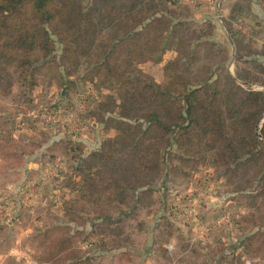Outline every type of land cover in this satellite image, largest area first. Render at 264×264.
I'll use <instances>...</instances> for the list:
<instances>
[{
    "label": "trees",
    "instance_id": "1",
    "mask_svg": "<svg viewBox=\"0 0 264 264\" xmlns=\"http://www.w3.org/2000/svg\"><path fill=\"white\" fill-rule=\"evenodd\" d=\"M243 8L235 3L224 27L234 61L252 64L256 71L237 64L232 75L226 67L229 50L211 39L214 26L194 23L193 12L180 0H0V65L17 57L13 65L23 75L35 78L44 67L54 72L49 81L57 86L81 81L110 89L106 97L100 87L94 98L86 97L88 105L96 103L107 114L103 121L110 136H101L90 150L69 138L52 141L47 149L51 159L71 164L61 177L70 197L59 209L65 226L55 227L60 234L47 240L52 253L39 264H92L74 247L86 225L111 237L98 239L109 246L95 253L127 245V236L119 238L122 221L137 204L151 201L169 151H179L173 156L182 165L203 159L232 179L253 167L262 169L264 144L255 128L264 112V91L237 81L264 87V63L257 58L264 52L232 27ZM26 9L33 19L56 25L24 28L21 21L28 17L21 10ZM155 64L161 80L140 69ZM260 133L264 139V124ZM3 138L6 146L0 150L10 147L14 157L28 155L12 144L9 133ZM38 139L39 148L45 141ZM246 187V182L239 186Z\"/></svg>",
    "mask_w": 264,
    "mask_h": 264
},
{
    "label": "rangeland",
    "instance_id": "2",
    "mask_svg": "<svg viewBox=\"0 0 264 264\" xmlns=\"http://www.w3.org/2000/svg\"><path fill=\"white\" fill-rule=\"evenodd\" d=\"M180 1L193 12L194 23L210 21L214 26L211 39L229 50L231 57L226 67L230 74L234 75L237 64L256 71L252 64L234 61L229 33L222 24L225 26L233 5L241 3L242 15L232 22V27L239 29L259 54L264 52V0ZM21 11L27 12L24 18L28 17L21 21L24 28L50 29L49 25H56L33 19L27 9ZM257 58L264 63V56ZM17 59L0 65V130L4 131L0 145L6 146L3 136L7 132L14 137L12 144L28 155L14 157L10 147L0 150V262L39 264L52 253L53 245L47 240L60 234L54 231L55 227L60 223L65 226L66 219L59 209L63 200L70 197L62 188L67 183L62 176L70 173L71 164L65 159H51L47 149L52 141L69 138L90 150L101 136H110V125L103 121L107 114L98 110L96 103L88 105L90 101L86 99L90 95L94 98L98 87L105 97L110 89L90 82L84 86L81 81L66 84L65 88L57 86L49 81L54 72L44 67L32 78L13 65ZM140 69L161 80L158 65ZM237 83L264 91L257 83ZM87 87L90 91L78 96ZM263 124L264 112L260 136ZM39 135L45 142L38 148ZM260 140L264 144V139ZM169 153L165 176L156 177L151 201L137 204L122 221L119 238L127 236V245L95 253L99 246L102 250L109 246L100 245L98 239L109 241L111 237L91 232L86 225L74 247L92 264H264V249H254L264 245V163L262 169L253 167L232 179L216 172L217 168L203 159L182 165L173 156L179 151ZM245 182L247 187L239 188ZM114 217L115 220L118 213Z\"/></svg>",
    "mask_w": 264,
    "mask_h": 264
},
{
    "label": "water",
    "instance_id": "3",
    "mask_svg": "<svg viewBox=\"0 0 264 264\" xmlns=\"http://www.w3.org/2000/svg\"><path fill=\"white\" fill-rule=\"evenodd\" d=\"M258 130H259V124L256 125L255 133H256V135H257L260 139H262L261 136H260L259 133H258Z\"/></svg>",
    "mask_w": 264,
    "mask_h": 264
},
{
    "label": "crops",
    "instance_id": "4",
    "mask_svg": "<svg viewBox=\"0 0 264 264\" xmlns=\"http://www.w3.org/2000/svg\"><path fill=\"white\" fill-rule=\"evenodd\" d=\"M221 24H222V22H221ZM222 27H223V30L226 31V29H225V27H224L223 24H222ZM229 42H230V41H229ZM230 45H231V44H230ZM3 262H4V261H3ZM0 264H2V262H0ZM12 264H18V263H17V262L14 263V262L12 261Z\"/></svg>",
    "mask_w": 264,
    "mask_h": 264
},
{
    "label": "built area",
    "instance_id": "5",
    "mask_svg": "<svg viewBox=\"0 0 264 264\" xmlns=\"http://www.w3.org/2000/svg\"><path fill=\"white\" fill-rule=\"evenodd\" d=\"M246 264H248V263H246Z\"/></svg>",
    "mask_w": 264,
    "mask_h": 264
}]
</instances>
